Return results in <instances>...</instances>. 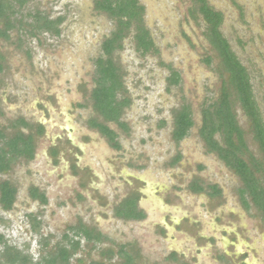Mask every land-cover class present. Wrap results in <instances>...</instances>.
<instances>
[{
	"label": "rangeland",
	"instance_id": "obj_1",
	"mask_svg": "<svg viewBox=\"0 0 264 264\" xmlns=\"http://www.w3.org/2000/svg\"><path fill=\"white\" fill-rule=\"evenodd\" d=\"M140 1L158 53L140 56L128 37L114 55L131 101L121 118L127 132L110 125L118 134L119 152L86 124L99 118L89 98L93 61L113 23L92 10L93 0H27L15 6L13 18L23 26L10 32V40L0 39V127L23 118L42 124L44 134L34 135L32 161L19 159L0 175L17 189L12 210L0 211V252L15 247L36 262L64 244V236L72 237L70 228L81 222L97 229L102 240L80 239L70 264L105 261L107 250L114 253L108 263L122 264L115 256L120 245L128 246L134 264H264L260 212L247 194L251 207L243 211L238 177L206 153L198 136L226 74L221 76L215 53L200 38L201 22L184 21L189 1ZM207 1L224 15L221 33L248 72L264 124V0ZM35 12L49 20L61 17L59 34H28L35 27L28 14ZM169 76L177 83L168 88ZM183 105L190 107L194 125L176 145L171 113ZM234 111L246 144L237 154L249 164L250 155L261 158V150L241 108ZM151 180L161 187L148 195ZM194 180L204 187L218 185L222 195L194 194ZM33 188L35 196H45V205L30 198ZM131 194L138 197L143 221L124 222L113 215L116 204Z\"/></svg>",
	"mask_w": 264,
	"mask_h": 264
},
{
	"label": "trees",
	"instance_id": "obj_2",
	"mask_svg": "<svg viewBox=\"0 0 264 264\" xmlns=\"http://www.w3.org/2000/svg\"><path fill=\"white\" fill-rule=\"evenodd\" d=\"M27 0H0V20L3 21L0 28V38L10 40V32L21 30L22 20L13 18L17 5L19 8ZM200 6L207 24L210 43L220 59L222 79L220 95L212 105L213 110H207L203 114L202 126L199 136L205 144L208 153H215L225 165L233 170L242 183L241 202L248 203L244 197L247 194L253 206L260 212L264 224V124L258 107L252 95L249 75L245 67L240 63L231 51L226 39L219 32L221 16L207 5L205 0H191ZM94 10L105 15L114 28L109 37L102 43L101 56L94 61L93 84L90 99L93 111L103 120V123L92 122L93 127L106 137L112 147L118 148L115 142V133L105 123H114L125 129L120 122L123 110L130 105L125 96L124 83L120 67L114 60V52L123 48V40L131 38L134 49L140 56L155 55L157 50L143 22V7L137 0H94ZM33 18L35 27L27 33L34 35L45 32L58 35L57 26L63 21L61 17L49 20L39 12L28 14ZM21 35V34H20ZM169 86L177 83V77L168 80ZM241 108L249 121L253 133L254 142L260 147L261 158L256 159L250 155L249 164L238 156L241 150L246 151L243 140L244 130L241 129L235 118L234 107ZM193 126L191 111L184 106L176 111L174 117L173 140L177 143L183 139ZM33 128L35 133L32 132ZM10 131L11 133H8ZM27 131V133H24ZM42 128L28 124L24 119L18 118L9 121L6 127H0V175L9 172L19 159L30 161L33 159L35 145L34 135L41 134ZM221 135L218 142L215 135ZM255 174L261 176L255 177ZM16 189L8 181H0V206L3 211H9L15 201ZM33 197L36 196L33 194ZM40 203H44L43 196H37ZM115 216L125 221H139L143 215L137 210L134 199H127L115 208ZM72 237L64 236V244H57L53 253L46 254L40 260L33 262L31 257L24 255L15 247L5 246L0 252V264H70L71 258L80 247V239L93 244L100 243L102 234L90 230L84 225H76L70 228ZM128 246L120 245L115 256L122 260V264H134V259L127 251ZM114 256L110 250L105 252V261H89L88 264H110L107 261Z\"/></svg>",
	"mask_w": 264,
	"mask_h": 264
},
{
	"label": "flooded vegetation",
	"instance_id": "obj_3",
	"mask_svg": "<svg viewBox=\"0 0 264 264\" xmlns=\"http://www.w3.org/2000/svg\"><path fill=\"white\" fill-rule=\"evenodd\" d=\"M138 1V4L140 5V6H142L143 7V22H144V26L146 27V29L148 30V32H149V35H150V37H151V39H152V41H153V44H154V46H155V42H154V40H153V36H152V34H151V31L147 28V26L145 25V20H144V17H145V7H144V5L141 3V1L140 0H137ZM187 1H189L191 4H192V7L191 8H187V10H186V16H185V22L188 24V23H190V20L191 21H193V22H195V23H197V22H201V24H202V26H203V32L201 33L202 35H201V37L200 38H202L203 40H204V43H206V45H208V47L209 48H211V50L213 51V53H215V55H216V58L218 59V62H219V64L217 65L218 66V68H219V71H220V74H221V72H222V68L220 67V59H219V57L217 56V53L215 52V50L213 49V47H212V45H211V43H210V39H209V32H208V24H207V22H206V20H205V18H204V16H203V14L200 12V6L199 5H195L194 4V2H192L191 0H187ZM206 2H207V5L210 7V8H212L209 4H208V1L207 0H205ZM92 10L96 13V14H98V15H101V16H104L105 18H107L105 15H103V14H101V13H98L97 11H95L94 10V0H93V4H92ZM212 10L214 11V12H216V13H219L220 14V16H221V23H220V26H219V32L221 33V27H222V24L224 23V15H223V13L222 12H220V11H217V10H215L214 8H212ZM108 19V18H107ZM199 19V20H198ZM109 20V19H108ZM110 21V20H109ZM60 24H62V22L60 23ZM59 24V25H60ZM113 28H114V25H113ZM112 31H113V29H112ZM111 31V32H112ZM110 32V33H111ZM110 33L108 34V36L107 37H109V35H110ZM186 34V33H185ZM184 34V32L182 33V35L186 38V35ZM221 35H222V33H221ZM223 36V35H222ZM107 37H105V38H107ZM105 38H103L102 39V42H101V44H100V46H99V50H100V52L98 53V55L96 56V58H95V60L94 61H96L100 56H101V54H102V51H101V46H102V43H103V41L105 40ZM223 38H224V36H223ZM0 39H2V38H0ZM225 39V38H224ZM2 40H4V39H2ZM126 40V39H125ZM125 40H123V42L125 41ZM4 41H6V40H4ZM122 42V43H123ZM228 42V41H227ZM229 44V43H228ZM156 47V46H155ZM229 47H230V45H229ZM231 49V48H230ZM157 50V49H156ZM158 51V50H157ZM232 52H233V50H231ZM117 52H119V51H115L114 52V55H115V53H117ZM158 53V52H157ZM234 53V52H233ZM139 54V53H138ZM235 54V53H234ZM155 55H157V54H155ZM145 56H148V55H145ZM149 56H152V55H150L149 54ZM235 56H236V54H235ZM237 57V56H236ZM94 61H93V63H94ZM205 63L206 64H209L210 65V58H206L205 59ZM241 63V62H240ZM171 69V68H170ZM246 69V68H245ZM170 71V70H169ZM247 71V70H246ZM93 72H94V70H93ZM170 72H174L172 69H171V71ZM93 74V73H92ZM92 78V77H91ZM250 81V80H249ZM91 82H93L92 80H91ZM221 83H222V79H221ZM251 84V83H250ZM221 85V84H220ZM169 86V85H168ZM170 87V86H169ZM221 88V87H220ZM252 88V87H251ZM252 95H253V98H254V94H253V89H252ZM254 101H255V99H254ZM255 103H256V101H255ZM256 105H257V107H258V104L256 103ZM185 105H183V106H181L180 108H178V109H176L177 111L178 110H180L182 107H184ZM235 106H238V105H235ZM187 107H189V106H187ZM234 109H235V107H234ZM233 109V110H234ZM258 110H259V107H258ZM243 112V111H242ZM234 113H235V111H234ZM244 114V113H243ZM245 118H246V116H245ZM247 120V119H246ZM192 128V127H191ZM191 128L189 129V131L191 130ZM201 128V127H200ZM188 131V132H189ZM188 135V134H187ZM186 135V136H187ZM186 136L183 138V139H181L179 142H177V145L182 141V140H184L185 138H186ZM198 136H199V131H198ZM173 138V137H172ZM199 138H200V140L202 141V143H203V145H204V148H205V144H204V142H203V140L201 139V137L199 136ZM215 138H216V135H215ZM174 141V140H173ZM175 142V141H174ZM176 143V142H175ZM205 150H206V148H205ZM206 153L207 154H210V155H215L217 158H218V156L215 154V153H208L207 152V150H206ZM219 159V158H218ZM231 171H233V170H231ZM236 175V174H235ZM191 187H194V188H197V187H199V184L198 183H194L193 181H192V183H191ZM241 185H242V183H241ZM200 189L198 190L199 191V193L200 194H203V195H205L207 198H210V196H211V191H212V197L213 196H217V197H219L220 195H222V190H221V188H219V186L218 185H205V187L204 186H202V185H200ZM214 187V188H213ZM243 187V186H242ZM242 187H241V189L239 190V195H240V203H239V205L243 208V211L245 210V212L246 211H248L249 210V208L250 207H247V206H250V204H243L242 202H241V190H242ZM210 195V196H209ZM127 199H135V196H132V194L130 195V196H126V197H124L123 199H121L117 204H118V206L119 205H121L122 203H124ZM214 199V198H213ZM257 210V209H256ZM115 218H117L116 216H114Z\"/></svg>",
	"mask_w": 264,
	"mask_h": 264
},
{
	"label": "crops",
	"instance_id": "obj_4",
	"mask_svg": "<svg viewBox=\"0 0 264 264\" xmlns=\"http://www.w3.org/2000/svg\"><path fill=\"white\" fill-rule=\"evenodd\" d=\"M156 48V47H155ZM123 49V48H122ZM121 49V50H122ZM157 49V48H156ZM120 51V50H119ZM136 52V51H135ZM158 52V51H157ZM94 73V72H93ZM171 74V73H170ZM92 78H93V74H92ZM171 77L169 76L168 77V79H167V81L170 79ZM169 84V83H168ZM94 85V84H93ZM94 88V87H93ZM92 88V89H93ZM168 88H169V86H168ZM92 89H91V91H92ZM124 90H125V88H124ZM91 91H90V93H89V98H90V95H91ZM125 96H126V90H125ZM128 98V97H127ZM129 99V98H128ZM91 100V99H90ZM129 101H130V99H129ZM130 105H131V101H130ZM130 105L127 107V108H125L124 110H123V114H124V111L125 110H127L129 107H130ZM190 108V107H189ZM91 110L93 111V106H92V101H91ZM176 109H174V110H172V113H171V126H170V129H171V131H170V137H171V139H172V141H173V138H172V136H173V130H174V117H175V113H176ZM95 113V112H94ZM123 114H122V116H123ZM122 116H121V118H122ZM100 118V117H99ZM98 117H91V118H89L87 121H86V124H87V127L89 128V129H91V130H94V131H96V132H98L99 134H100V136L102 137V138H104L105 140H106V142L108 143V145H109V147L114 151V152H119L120 151V149H121V145H120V143H119V141H118V134L116 133V131L114 130V129H112L111 127H110V125H113V126H115V127H117L118 129H121V130H123L124 131V133H126L127 132V130H128V128H127V125L121 120V118H120V122L121 123H123L124 125H125V129H123V128H120V127H118L116 124H114V123H105V125L110 129V130H112L114 133H115V142L117 143V145H118V148H114V147H112L111 146V144L108 142V140L106 139V137H104L99 131H98V129L97 128H95V127H93V125H92V122L94 121V120H97V123H103V120H102V118H100L99 119ZM23 119V118H22ZM25 120V119H24ZM26 121V120H25ZM27 122V121H26ZM28 124H30V125H32L31 123H29V122H27ZM193 125H194V122H193ZM32 126H35V127H38V128H42V133L41 134H44V129H43V126H42V124H40V125H32ZM201 126H202V123H201ZM200 126V127H201ZM193 127V126H192ZM200 130V128L198 129V131ZM37 136L38 135H40V134H36ZM35 141H36V137H34V145H35ZM174 142V141H173ZM175 143V142H174ZM176 145H177V143H175ZM35 153H36V147H35V150H34V155H33V159H34V157H35ZM32 159V160H33ZM32 160H30V161H32ZM25 161V160H24ZM30 161H25V162H30ZM12 169V168H11ZM237 176V175H236ZM238 177V176H237ZM238 179H239V177H238ZM4 181H7V180H4ZM239 181H240V179H239ZM9 182V181H8ZM194 183H198L199 184V187H197V188H194V187H191L192 185H190V190L194 193V194H198V195H201L200 193H199V189L201 188L200 187V183L198 182V181H196V180H194L193 181ZM241 183V182H240ZM147 186H151L150 187V189L149 190H146L145 189V193L146 194H148V195H152L153 194V190H154V188L153 187H161V185L158 183V182H156V180H151L148 184H147ZM214 186V185H213ZM214 188V187H213ZM16 189V188H15ZM33 190V191H32ZM31 190V192L29 193V196H30V198L32 199V200H37L36 199V197L34 198L33 197V194L34 195H36V192H35V190H36V188H33ZM16 196H17V189H16V195H15V201H16ZM39 196H43V198L45 199V202L44 203H40L39 202V200H37L38 202H39V204H41V205H45V203H46V198H45V196L43 195V194H41V195H39ZM210 196V195H209ZM211 196H212V191H211ZM15 201H14V203H15ZM134 201H135V204H136V208H137V210L138 211H140L141 213H142V215H143V217H142V219L141 220H139V221H143L144 219H145V214H144V212L142 211V210H140L139 209V206H138V204H139V202H138V197L136 196L135 197V199H134ZM247 201V200H246ZM14 203H13V205H14ZM247 205L249 204V203H246ZM13 205H12V208H13ZM116 207H118V204H116V206L114 207V209H113V215L115 216V208ZM247 207H251V206H247ZM254 207V206H253ZM12 208H11V210H12ZM255 208V207H254ZM256 209V208H255ZM0 211L1 212H9V211H3L2 210V208H1V206H0ZM257 212L259 213V211L257 210ZM260 214V213H259ZM116 219H118V220H121V221H124V222H130V221H125V220H122V219H119V218H116ZM135 222H138V221H135ZM78 224H80V225H84L85 227H87V228H89L90 230H95L96 232H99V231H97V229H95V228H91V227H88V226H86L85 224H83V223H81V222H79ZM78 224H76V225H78ZM72 227H74V226H72ZM230 232H233V230H231Z\"/></svg>",
	"mask_w": 264,
	"mask_h": 264
}]
</instances>
